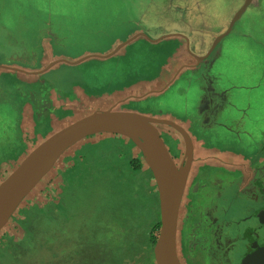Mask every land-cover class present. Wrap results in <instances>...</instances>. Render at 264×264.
Wrapping results in <instances>:
<instances>
[{"label": "rangeland", "instance_id": "rangeland-1", "mask_svg": "<svg viewBox=\"0 0 264 264\" xmlns=\"http://www.w3.org/2000/svg\"><path fill=\"white\" fill-rule=\"evenodd\" d=\"M161 3L163 0H0V63L24 51L40 59L38 27L54 31L50 43L58 58L78 60L86 51L106 52L138 26L153 27L161 22L162 12L157 10ZM145 13L151 18L142 20L140 15ZM154 30L152 35L157 34ZM152 47L157 49L156 61L147 52ZM164 47L140 40L121 56L77 65L61 62L43 80L23 73L17 76L11 71L14 69L2 74L0 183L49 136L83 116L109 108L139 111L180 125L185 133L169 125L159 128L176 163L190 170L193 138L200 131L193 120L188 122L185 88L176 83L151 98L141 91L110 94L129 77L145 74L150 64L158 67L163 61L158 49ZM189 76L187 73V80ZM77 88L86 90L88 96L76 92ZM103 90L107 97L94 95ZM190 96H194L193 87ZM193 112L189 110V115ZM137 158L142 161L140 169L133 165ZM192 197L193 202L185 206L189 225L182 218L183 211L177 219L178 255L183 264H207L205 240L198 237L196 222H192L199 202L195 194ZM27 210L55 216L43 217L35 227L27 222ZM199 223L202 229L203 224L206 229L211 225ZM160 226L158 187L141 149L131 137L104 130L65 151L24 199L0 231V245L13 246L18 256L0 251V264H153L155 244L151 240L153 236L157 239ZM242 226L246 232L247 224ZM24 228H36L35 235L44 241L40 246L43 263L32 261L37 247L17 245Z\"/></svg>", "mask_w": 264, "mask_h": 264}, {"label": "crops", "instance_id": "crops-1", "mask_svg": "<svg viewBox=\"0 0 264 264\" xmlns=\"http://www.w3.org/2000/svg\"><path fill=\"white\" fill-rule=\"evenodd\" d=\"M157 10L162 12L161 22L138 26L108 51H86L78 60L53 56L54 31L38 27L41 58L27 51L14 54L0 63V77L14 69L17 76L23 73L43 80L61 62L77 65L121 56L140 40L154 46L162 43L165 47L158 53L163 61L158 67L150 64L145 74L129 77L110 94L141 91L151 98L176 83L185 88L188 122L195 120L204 135L201 147L195 143L197 170L213 171L210 184L217 192L213 196L225 202L218 203L220 221L232 232H239L242 223L247 224L246 233L258 228L257 237L264 242V0H163ZM146 13L140 15L142 20L151 18ZM153 29L157 34H151ZM150 51L155 58L157 49ZM79 90L88 96L86 90ZM106 91L94 95L107 97ZM189 110L194 114L189 115ZM257 263L264 264V255Z\"/></svg>", "mask_w": 264, "mask_h": 264}, {"label": "water", "instance_id": "water-1", "mask_svg": "<svg viewBox=\"0 0 264 264\" xmlns=\"http://www.w3.org/2000/svg\"><path fill=\"white\" fill-rule=\"evenodd\" d=\"M159 125H169L185 133L170 119L120 109L96 110L58 130L30 151L0 183V231L65 151L82 139L105 130L131 137L154 175L161 214L160 231L154 245L156 264H183L177 250L176 226L189 166L183 169L177 165Z\"/></svg>", "mask_w": 264, "mask_h": 264}, {"label": "flooded vegetation", "instance_id": "flooded-vegetation-1", "mask_svg": "<svg viewBox=\"0 0 264 264\" xmlns=\"http://www.w3.org/2000/svg\"><path fill=\"white\" fill-rule=\"evenodd\" d=\"M199 133V136L193 138V142L194 144L198 142V146L201 147L199 143H202L201 140L204 135L202 132ZM194 144L191 155L193 164L189 170L185 193L180 207V212L183 211V220L186 219L185 222L187 224L190 222V217L185 206L193 202L192 196L195 194L196 200L199 203L197 215L195 213V219L192 222H196L198 237L203 241L205 240L206 253L208 255L206 256L208 259H205L208 261L207 264H258L259 257H263L264 255V252H261V249L264 248V242L257 237L259 229L257 228L246 233L247 231H242V226L241 230H238L239 232H232L228 228L229 225L220 221L219 213L221 212L219 211L218 203L222 204L224 201H220L218 197L217 199L213 196V194L217 195V192H213L214 189L210 184V177L213 175V171L204 169L203 167H199L197 170V161L194 157L196 152ZM199 221L202 224L211 223L209 229H206L205 224H203L204 231V228L200 227Z\"/></svg>", "mask_w": 264, "mask_h": 264}, {"label": "trees", "instance_id": "trees-1", "mask_svg": "<svg viewBox=\"0 0 264 264\" xmlns=\"http://www.w3.org/2000/svg\"><path fill=\"white\" fill-rule=\"evenodd\" d=\"M133 165H134V167L136 169H140L142 167V161H141V159L140 158L139 159L138 158L135 159L133 161ZM61 207H64V206L61 204ZM42 213L43 212L38 211V210H33V211L32 210L31 211L27 210L26 211V214H27V222H29L31 225L37 227L38 224L41 222V220H42L43 217L48 216L49 219H52L53 216H55V214L52 216L51 214H48V213H45V214L44 213L42 214ZM158 227H159V225L157 226V228ZM24 231H25V233H24L21 241H18L17 245L18 246H21V248H24L25 246H28V245L37 247V251L35 252V255L33 256L32 261H33V259H36L37 261H41L43 263V259H41V256L43 254H40V251H41V247L40 246L41 245L43 246L44 241L41 240V237L40 236H38V235L36 236L35 235L36 228L34 230H32V229H25L24 228ZM155 241H156V237L153 236L152 237V240H151L152 246L155 244ZM11 247H13V246H11L9 244H6V243H2L0 245V251L4 252V250H5V251H8V253L9 252H12V253H10V256H12V257L15 258V257L18 256V254L13 253V251L15 250V248L14 247L11 248ZM37 254H39V255L37 256ZM152 262H153V264H155V262L153 261V259H152Z\"/></svg>", "mask_w": 264, "mask_h": 264}]
</instances>
